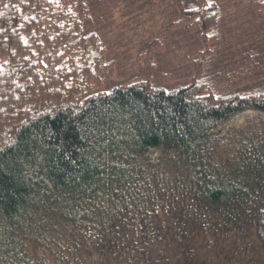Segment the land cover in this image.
Wrapping results in <instances>:
<instances>
[{"label": "trees", "instance_id": "1", "mask_svg": "<svg viewBox=\"0 0 264 264\" xmlns=\"http://www.w3.org/2000/svg\"><path fill=\"white\" fill-rule=\"evenodd\" d=\"M172 1L205 46L190 81L143 63L100 90L114 61L88 0H0V264H264V84L220 87L221 7ZM228 1L264 21V0ZM250 116L216 166L208 145Z\"/></svg>", "mask_w": 264, "mask_h": 264}, {"label": "rangeland", "instance_id": "2", "mask_svg": "<svg viewBox=\"0 0 264 264\" xmlns=\"http://www.w3.org/2000/svg\"><path fill=\"white\" fill-rule=\"evenodd\" d=\"M195 0H182L191 5ZM222 9L220 40L212 45L211 71L223 72L220 87L251 88L264 84V21L247 4L214 0ZM95 30L114 61L113 74L100 90H109L142 76L143 63L154 65L152 80L164 86L188 83L193 74L191 61L205 49L198 28L176 24L180 14L172 0H88ZM246 73L240 71L246 55ZM98 89V90H99ZM261 118L250 116L229 133L208 145L206 153L222 169L233 163L242 142L262 128ZM264 126V125H263ZM264 138L263 132H258Z\"/></svg>", "mask_w": 264, "mask_h": 264}]
</instances>
